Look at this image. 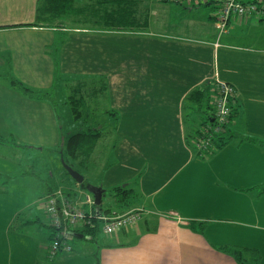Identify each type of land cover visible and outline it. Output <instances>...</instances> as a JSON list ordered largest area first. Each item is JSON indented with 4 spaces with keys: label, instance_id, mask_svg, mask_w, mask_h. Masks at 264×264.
<instances>
[{
    "label": "crops",
    "instance_id": "0c3cea01",
    "mask_svg": "<svg viewBox=\"0 0 264 264\" xmlns=\"http://www.w3.org/2000/svg\"><path fill=\"white\" fill-rule=\"evenodd\" d=\"M39 4L0 0V74L53 98L58 83L104 76L108 97L90 101L104 123H112L110 111L117 114L116 159L87 188L65 178V187L50 182L34 196L30 181L37 175L20 169L16 156L0 154V264H264V21L234 19L220 34L207 9L164 4L156 10L173 12L167 25L159 19L152 27L150 18L143 31L90 37L38 24ZM214 82L237 91L231 140L202 155L191 140L204 116L189 96L210 84L205 93L213 98ZM62 106L72 119L70 133L84 114ZM61 121L57 102L31 98L0 77V136L18 143L2 149L56 151L67 134ZM91 186L132 189L126 205L103 194L118 205L104 208L140 210L141 219L110 235L100 228L77 237L83 240L72 252L52 256L46 197L62 192L82 204Z\"/></svg>",
    "mask_w": 264,
    "mask_h": 264
},
{
    "label": "trees",
    "instance_id": "16d2710c",
    "mask_svg": "<svg viewBox=\"0 0 264 264\" xmlns=\"http://www.w3.org/2000/svg\"><path fill=\"white\" fill-rule=\"evenodd\" d=\"M142 1L143 0H114L113 4H116L117 6L111 8V11L106 12V15H104L103 18H100V20H97L95 22L92 19H95V17L99 15V12H102V11H101V8L100 10L99 8L96 9L95 7L96 4L94 5V3H91L90 5H87L86 8H84V6H82L81 3L78 4L76 0H40L39 9L37 10V17L39 20L38 24L54 26L57 29H67L68 26L65 25V23H63L64 21L72 20L73 22H77V21L82 22L81 19L84 18V21L88 20L92 23L99 22L98 24H100L101 21L105 20L103 22V24L105 25L104 29H111V31L112 29H115V30L118 29V30H121V32L122 31H143L148 28L150 18H149V13H148L149 9L146 5L147 2L144 4L145 7H143V5H141L140 7V3ZM154 1L159 2L160 4L161 3L162 4H176V5H183V6L189 5L183 1L176 2L174 0H153L152 1L153 4H154ZM133 3H134V6L136 4V7L133 6ZM198 5L199 6L194 5L192 7H203V6L213 7L214 6V8L216 9V14L214 17L217 22L218 9H217V6L213 2L201 3ZM139 8L143 10L142 12L144 14L138 13V10H140ZM85 9L92 10V13H90V15H87L86 17L82 16L81 12ZM246 18H248V21L249 19H252V18H257L260 21H264V13L237 17L236 19H246ZM233 20L229 22L227 26L228 28H229L230 23ZM0 77H4L5 79H7V81L10 83L11 86H13L14 88H17L18 90L22 91L24 94H26L27 96L31 98L40 99V97H43V98H47V99H50L56 102L55 98H53L50 93L38 92V91L36 92L33 89L25 86L22 82L18 81L13 76H10V75L6 76V75L0 74ZM100 79L101 80L97 82L98 81L97 77L92 76L88 84L84 83L85 82L84 81V82H81L82 85L80 84L79 86H76V88H84V86L87 84L88 87L86 85L85 88H88V89L92 88V90H94V88L97 87L96 91L94 90V92L89 93L88 96L85 94V97L83 96V98H80L83 101V104H85V106H89V104L91 103L90 99L92 98L97 99L99 101L101 100V98L105 99L106 97H108L107 96L108 95L107 81L103 77H101ZM210 84L212 83L210 82ZM210 84L206 85L205 91L208 90V88L210 87ZM217 84L218 82H214L213 87H215L216 94L213 96V98L209 97L205 93V91L204 92L195 91L191 96H189V99H191V102H193L194 104L193 109L195 111H200V113L204 116V121L202 122L201 129L197 130V132H194V135L191 140L193 142L192 146L194 148H199L200 153L202 155H206L212 151H216L222 148L231 140L230 138L231 136H228V127L231 124V120H230V123H228L227 126L224 128V131H222L220 134L214 133L212 129V126L215 125V119H214L215 101L219 97ZM234 89H235V94H233L229 98V102L232 108L231 119L235 115L234 99L236 98L237 91L235 87ZM206 97H209L212 100L209 99V102L202 109L201 104L204 98ZM73 108H75V106H73ZM98 108L100 107L92 106L90 107L91 109L90 111L93 114H96L95 112H97ZM74 110H73L74 114L77 117H79L80 114L75 113L76 111ZM101 112H102V109H101ZM110 113L114 117H113L112 123H110L111 128L107 132H105L103 125L93 123L90 119L91 114L87 113V115L84 116L82 124L79 126V128L75 129L74 131L70 133L64 134L63 140H62L64 144L62 145L61 143V147L59 148V151H60L62 158L68 165L74 168L75 163L78 161L83 168L84 167L88 168V165L86 163H88L92 159L96 148L99 147V144L101 143V139L103 140L104 138L111 136L112 138L111 143L113 144L112 148L115 149V146L118 142V138L116 136V130H117V125H118V122L116 121L117 114L111 111ZM206 131L208 133L205 134ZM108 132H111V134L113 133V135L109 134L106 137V133ZM11 140H15V139L13 137L5 138V137L0 136V144L10 143ZM206 141L207 143L205 147H199L203 142H206ZM16 144L18 143L16 142ZM20 146L26 147L25 145H20ZM108 167H110V165H108ZM79 172L81 173V171ZM81 185L85 188L89 186L88 181H86V178L84 182L81 183ZM106 193L108 194L112 193L114 198L116 199V202L125 204V205H126L127 199L134 196V191L132 189L124 188L123 186L114 187L109 191L106 189L103 190L104 196L106 195ZM103 197H102V204L100 206L95 205L94 207L106 214H110L111 210H105L103 206L104 204ZM138 211L142 214L140 210ZM117 214H124V213L117 212ZM50 228L52 229V231H54L52 226H50ZM99 229H100V224L97 220H95L91 227L89 226L87 228H84L80 230L78 233L83 234L85 237L87 235L93 234L94 231L99 230ZM238 257L239 256H237V258Z\"/></svg>",
    "mask_w": 264,
    "mask_h": 264
},
{
    "label": "rangeland",
    "instance_id": "374dc122",
    "mask_svg": "<svg viewBox=\"0 0 264 264\" xmlns=\"http://www.w3.org/2000/svg\"><path fill=\"white\" fill-rule=\"evenodd\" d=\"M113 1L114 0H82L81 5L84 6V8H86L87 5L94 3V5L96 4V6H95L96 9L99 8V10H100V8H101L102 12H99V15H97L95 17V19H92L96 22L97 20H100V18H103L104 15H106V12L111 11V8L117 6L116 4H113ZM152 1L143 0L140 3V7H141V5H143V7H145L144 4L147 2L146 5L149 9L148 10L149 18H151L152 21H154V23L152 24V27L156 26L155 21H159V19L165 21V23L167 25L166 21H168L170 19V17L173 15V12L169 11V10L163 11L164 9H162V11H160L158 9V11H157L156 9L159 7L162 8L164 6V4H162V3L160 4L159 2L154 1V5H153ZM148 4H149V6H148ZM133 6H134V3H133ZM134 7H136V4ZM206 9L208 10V12L211 15L216 14V9L214 8V6L213 7H211V6L201 7L202 11H205ZM142 11L143 10L140 9V10H138V13L144 14ZM95 12H97V11H95ZM81 13H82V16L86 17L87 15H90V13H92V10L85 9ZM164 15L168 16V18H160V17H164ZM153 18H154V20H153ZM81 21L82 22H78V21L73 22L72 20H69V21L66 20L63 22V23H65V25L68 26V28L66 30L68 31L69 35H73L75 32L81 31V32H87V34L90 35V37H92L91 35L94 36L96 34H100V32L101 33L102 32H108V33L112 32L113 34H119V36H120L121 30L112 29V31H111V29H104L105 25L103 24V22L105 20L101 21L100 24H98L99 22L98 23H92L88 20L84 21V18H82ZM160 24L157 27H160L161 26ZM164 27H166V26H164ZM91 39H93V38H91ZM99 41H100V39H98V43H99ZM91 77H92V75L91 76L90 75H86V76L83 75L81 77L72 78L71 80H66L62 83H58L60 85L55 90V91H57V90L59 91L58 93H56V94H58L57 95L58 98L55 97L56 95L54 97H55V100L57 102V107L60 111V115L62 117L61 126L63 127L65 133H67L69 131L68 129H69V126L72 124V119L68 114L64 113V109H63L62 104L64 106H68L67 108H69V112L70 111L72 112L75 109L74 110V111H76L75 113L84 114V116L87 113H90V110H91L90 107H92L91 106L92 102L89 104V106H85V104H83V101L80 98H83V96L85 97V94L87 96L89 95V89L85 88V86L88 84ZM96 77L98 80L97 82H99L101 80L100 78L104 77V76L97 75ZM81 82H84L87 84L86 85L84 84L85 85L84 88H76V86H79L80 84L82 85ZM87 87H88V85H87ZM34 91L37 92V90H34ZM51 96H53V95H51ZM40 99L48 100L47 98H43V97H40ZM73 106H75V108H73ZM95 113L96 114L92 113L90 115L91 121H96L95 123L103 125L105 132L109 131L111 126L109 123L103 122L104 120H106V116L102 114L101 108H98L97 112H95ZM71 116H73V115L71 114ZM77 124H82V122L78 121ZM109 134H111V132L106 133V137ZM111 135H113V133ZM111 141H112L111 136L104 138L103 140L101 139V143L99 144V147L96 148L92 159L88 163H86L88 165V168L87 167L83 168L78 161L75 163L74 168L77 169V171H78V169H79V171H81V174H83L84 178H86V181H88V182L95 181V179L98 178V175H101V173H103L102 175L104 176L106 173V170L108 169V165L112 166L115 163L116 158L114 155V148H112L113 144L111 143ZM16 142H17L16 140H11L10 143H4V144H0V145H11V146L15 147ZM2 148H4V146H0V154L1 155H6V156H9L11 158H15V156H16L15 159H16V161H18L17 165L20 163L21 165L25 166V168L21 167L20 169H28L29 172H32V173L37 175L36 176L37 178L35 177L33 179V181H30V182H34V184H35L34 186H31L32 190H34V196H40L41 194H43L44 190L46 189L47 183L51 182L50 185H52L54 189H57L60 186L65 187V185L63 184V182H65V178L70 180L71 182L75 181V180H73L71 175L64 168V165L62 163V156L60 154L59 148L56 151L41 152V151H38L36 148L35 149H29L28 147H20L21 152H16V155L14 152V150H16L15 148H13L11 150H10V148H8V149H2ZM19 150L20 149H18V151ZM51 172H53V176H51L52 175ZM61 174L63 175L62 177H61ZM27 182H29V180H27ZM54 182H55V184H54ZM89 194H91V193H89ZM86 195H87V193L82 195L83 199L86 198ZM72 198H75V196ZM103 206L105 208H110V209H114V208L116 209L118 207V205H116L115 202H108L107 200H104ZM83 208L86 211H89L91 209L90 206H85ZM48 217H49V215H48ZM41 220H42V224L40 225V228H42L46 232H48L49 231L48 227L44 223L45 219L42 218ZM49 222L51 223V221H49ZM100 228H102L101 224H100ZM81 240H83V239H79V238L75 237L72 240V245H74V243L78 244ZM51 242H52V240H51ZM73 250H74V246H73ZM263 253H264V251H263ZM257 260L260 261L259 258H257ZM250 264H252V263H250Z\"/></svg>",
    "mask_w": 264,
    "mask_h": 264
},
{
    "label": "built area",
    "instance_id": "2783aa9c",
    "mask_svg": "<svg viewBox=\"0 0 264 264\" xmlns=\"http://www.w3.org/2000/svg\"><path fill=\"white\" fill-rule=\"evenodd\" d=\"M183 1L189 6L201 3L213 2L218 9L217 27L220 34L226 33L228 24L237 17L255 15L264 13V0H174ZM212 4V3H210ZM219 97L215 101V125L212 126L213 132L220 134L230 123L232 108L229 98L235 94L232 85L226 82L217 84ZM210 130V129H209ZM208 131V130H207ZM205 132L208 133V132ZM203 142L199 147H205ZM46 211L50 217L53 227V237L51 244V255L55 256L60 251L72 252L74 239L73 233L91 227L97 220L102 225V231L110 235L117 230L128 228L135 225L141 219L142 214L138 210H131L124 214L110 213L106 214L95 208L94 197L88 195L82 204L70 201L63 197L62 192L49 195L45 199ZM90 206L86 211L83 207Z\"/></svg>",
    "mask_w": 264,
    "mask_h": 264
},
{
    "label": "water",
    "instance_id": "95a60500",
    "mask_svg": "<svg viewBox=\"0 0 264 264\" xmlns=\"http://www.w3.org/2000/svg\"><path fill=\"white\" fill-rule=\"evenodd\" d=\"M64 144V142H62V145ZM62 163L65 167V169L68 171V173L71 175V177L79 182V183H83L85 178L83 176V174H81L79 171H77L76 169H74L73 167H71L70 165H68L64 159L62 158ZM88 190L94 195V200H95V205L96 206H100L102 204V197H103V189L101 187H95V186H91L88 188ZM74 236L77 237H84L83 234H79V233H73Z\"/></svg>",
    "mask_w": 264,
    "mask_h": 264
}]
</instances>
